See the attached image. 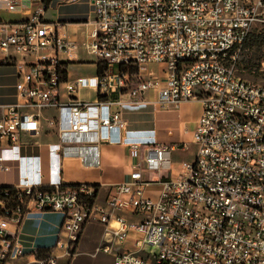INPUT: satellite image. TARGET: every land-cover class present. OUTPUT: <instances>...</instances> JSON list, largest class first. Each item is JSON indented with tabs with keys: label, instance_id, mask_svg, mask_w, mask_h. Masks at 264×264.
I'll return each mask as SVG.
<instances>
[{
	"label": "built area",
	"instance_id": "obj_1",
	"mask_svg": "<svg viewBox=\"0 0 264 264\" xmlns=\"http://www.w3.org/2000/svg\"><path fill=\"white\" fill-rule=\"evenodd\" d=\"M91 1L84 47L96 73L86 76L69 70L86 61L74 60L63 25L45 20L44 0H0V12L21 16H0V66H15L16 77L15 101L0 103V170L9 169L3 150L32 147L24 138L44 123L56 130L60 159L95 162L97 146L108 143L135 160L104 199L86 182L0 184V264H59L61 256L27 253L19 236L22 220L44 211L62 213L63 256L87 223L99 222L96 249L113 264H264V85L236 67L253 26L264 23V0ZM184 100L202 103L191 130L196 152L170 169L153 198L146 173L159 172L180 142L133 139L129 114Z\"/></svg>",
	"mask_w": 264,
	"mask_h": 264
},
{
	"label": "crops",
	"instance_id": "obj_2",
	"mask_svg": "<svg viewBox=\"0 0 264 264\" xmlns=\"http://www.w3.org/2000/svg\"><path fill=\"white\" fill-rule=\"evenodd\" d=\"M93 4L91 0H52L45 11V20L59 21L68 38L76 44L74 60H85L80 55L85 51L84 43L89 39L93 28L91 20ZM0 16L8 21H17L21 16L17 13L0 12ZM1 86V79H0ZM153 98L154 96H149ZM15 100L4 103L14 102ZM202 111V103L198 100H184L164 107H157L156 111L149 105H143L135 111H130L131 119L128 134L137 140L156 138L170 145L180 142L168 149L165 162L159 172H147L146 177L152 183L146 186L145 194L157 198L162 180L168 177L170 169L179 168L181 161L172 159V153L180 149H188L191 142V130L197 124ZM47 116L55 114L53 109L45 112ZM45 121L43 120V123ZM24 140L33 144L32 147L18 149L15 147L4 149L5 164L8 170H0V184H16L23 186L26 180L39 188H48L57 182L63 184H77L86 182L97 186L100 199H104L111 192V185L124 181L128 177L131 165L135 160L134 154L120 144L100 143L97 146L95 162L84 161L80 156H65L61 159L57 149L51 145L58 141L55 128L44 123V126L34 136H26ZM185 142L186 145L182 143ZM189 161V159H184ZM63 216L58 211L32 212L21 222L19 236L27 253L39 250L41 256H61L59 263L65 260L63 251L58 246V237ZM87 223L81 233V240L77 253L70 264H98L94 260L98 257L104 263L113 264L112 257L100 252L96 247L104 237L102 226L100 241L90 252L86 245ZM90 255V258H88ZM101 264V263H100Z\"/></svg>",
	"mask_w": 264,
	"mask_h": 264
},
{
	"label": "rangeland",
	"instance_id": "obj_3",
	"mask_svg": "<svg viewBox=\"0 0 264 264\" xmlns=\"http://www.w3.org/2000/svg\"><path fill=\"white\" fill-rule=\"evenodd\" d=\"M251 33L256 35L264 34V23L259 22L255 24L252 28ZM253 40L254 38L250 36L244 48L242 49V52L240 54V59L236 67H237V71L245 78L264 85V43L261 46H258L257 44H255V42L253 43ZM80 55L83 58H86L85 59L86 62H70L69 70L71 71V73H74V75H86V76L94 75L96 73V66L92 62H87L88 60H92L94 58L89 54H87V52H85L84 50L83 51L81 50ZM14 72H15V66L12 65L0 66V74H1L0 103L15 100L16 77L14 76ZM95 95L96 94L92 90L85 89L82 91V96L86 97V99L89 100L95 98ZM187 146L188 149L184 150L181 148L180 151L173 152L172 159L181 162L184 159L193 160L196 152V145L190 142L187 143ZM102 230L103 229L101 225L94 224V222L88 224L86 245L87 248L90 250V252L94 250L95 246L100 241ZM130 237L133 238L134 236L130 235ZM80 240L76 244V246L70 250L71 254L66 255L65 260H63L59 264L71 263L75 253H77V251L81 247L79 245ZM87 256H89L88 258H90V255ZM94 261L97 262L98 264L104 263L98 257Z\"/></svg>",
	"mask_w": 264,
	"mask_h": 264
},
{
	"label": "trees",
	"instance_id": "obj_4",
	"mask_svg": "<svg viewBox=\"0 0 264 264\" xmlns=\"http://www.w3.org/2000/svg\"><path fill=\"white\" fill-rule=\"evenodd\" d=\"M51 1H52V0H44L45 5H46V8L49 7V5L51 4ZM250 36L254 38L253 43L255 42V44H257L258 46H261V45L264 43V34H258V35H256V34L251 33ZM250 36H249V37H250ZM247 41H248V40H247ZM247 41H246V42H247ZM247 45H248V43H247ZM62 64H63L64 66H66V65L68 64V62H67V61H63ZM101 68H103V65H101ZM65 70H66V69H65ZM65 74H66V73H65ZM3 187H6V186L4 185ZM93 200H94V198H90V199L87 201V203H90V204H91V203L93 202ZM39 252H40V251H39ZM38 255L41 256V253H39Z\"/></svg>",
	"mask_w": 264,
	"mask_h": 264
}]
</instances>
